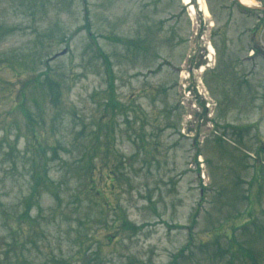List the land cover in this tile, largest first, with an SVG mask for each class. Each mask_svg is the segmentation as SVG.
Masks as SVG:
<instances>
[{
	"label": "rangeland",
	"instance_id": "obj_1",
	"mask_svg": "<svg viewBox=\"0 0 264 264\" xmlns=\"http://www.w3.org/2000/svg\"><path fill=\"white\" fill-rule=\"evenodd\" d=\"M193 2L0 0V264H264V13Z\"/></svg>",
	"mask_w": 264,
	"mask_h": 264
},
{
	"label": "flooded vegetation",
	"instance_id": "obj_2",
	"mask_svg": "<svg viewBox=\"0 0 264 264\" xmlns=\"http://www.w3.org/2000/svg\"><path fill=\"white\" fill-rule=\"evenodd\" d=\"M256 3H260L261 5H259V6H255L254 8H255V10H259V11H262L263 13H264V0H254ZM229 2H231V3H235V4H241L240 3V0H229ZM245 8V14H252L253 12L252 11H250V8H246V7H244ZM263 18H264V16H263ZM251 32L252 33H254V35H255V32H256V30L255 29H251ZM249 51H251L250 53H249V55L247 56L248 58H250V57H253V56H255L256 55V53L258 52V50H257V48H254V47H252ZM240 64V66H242L243 65V63H239ZM245 64H249V63H245ZM248 73V72H247ZM251 74V73H250ZM248 75V74H247Z\"/></svg>",
	"mask_w": 264,
	"mask_h": 264
},
{
	"label": "bare ground",
	"instance_id": "obj_3",
	"mask_svg": "<svg viewBox=\"0 0 264 264\" xmlns=\"http://www.w3.org/2000/svg\"><path fill=\"white\" fill-rule=\"evenodd\" d=\"M241 1H242V3L245 4V5H249V4H250V0H241ZM200 2L203 3V0H200ZM184 4L189 5V6L191 5L190 10H191V11H192V10L195 11L194 6H192V4H191V0H184ZM203 6H204V4H203ZM204 11H205V14H208V13H207V12H208V11H207V6H206V8H204ZM209 49H210V51H211V55H214V54L216 53V51H215V49H214L213 46H210Z\"/></svg>",
	"mask_w": 264,
	"mask_h": 264
},
{
	"label": "water",
	"instance_id": "obj_4",
	"mask_svg": "<svg viewBox=\"0 0 264 264\" xmlns=\"http://www.w3.org/2000/svg\"><path fill=\"white\" fill-rule=\"evenodd\" d=\"M63 53H65V51Z\"/></svg>",
	"mask_w": 264,
	"mask_h": 264
}]
</instances>
